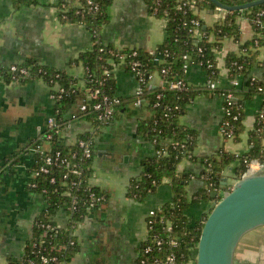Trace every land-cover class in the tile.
I'll return each mask as SVG.
<instances>
[{
	"label": "crops",
	"instance_id": "obj_1",
	"mask_svg": "<svg viewBox=\"0 0 264 264\" xmlns=\"http://www.w3.org/2000/svg\"><path fill=\"white\" fill-rule=\"evenodd\" d=\"M56 2L38 0L16 8L13 0H0V64L9 66L35 57L48 66L63 68L76 77L83 76L84 66L71 61L81 51L92 48V33L81 23L63 22L58 16ZM201 16L208 24L216 20L212 9L203 10ZM237 20L242 31L241 42L256 36L260 40L256 63L247 75L241 76L239 94L244 98L243 130L237 139L222 133L223 108L219 95L202 93L188 104L181 122L196 131V158H184L177 168L189 176L186 187L190 199L199 188L208 185L200 176L203 157L217 154L222 148L236 154L249 151L250 132L263 102L261 94L246 97V83L253 76L264 79V32L257 33L243 16ZM101 35L106 43L119 48L153 51L166 36V21L149 12L147 0H114L110 6V19L103 26ZM230 51L241 52L239 42L232 37L225 39L217 53L221 87L231 86L225 66V57ZM114 74L119 96L136 92L139 80L121 63L115 65ZM186 79L190 84L205 83L206 70L191 63ZM81 100L78 97L68 111L69 116L78 111ZM54 105L51 86L43 79L20 83L0 77V164L4 168L0 177V264L23 256L24 247L33 235L34 220L47 207L43 193L30 187L36 155L26 146L46 130ZM147 114L145 108L131 105L103 126L96 137L91 181L105 192L106 198L77 226L79 248L71 264H138L139 247L148 235L150 211L171 200L173 192L168 179L144 200H137L127 193L130 180L144 169L143 158L156 152L153 142L137 131L139 119ZM92 128L90 121L74 119L62 129L60 136L65 142L74 143L80 133ZM43 143L49 146L48 142ZM237 165L234 161L224 169L222 178L228 176L229 179L226 184L221 182L226 186L221 188V195L238 178ZM216 200L192 203L187 209L188 216L201 219ZM68 217L65 209L58 210L55 215L60 226L67 224ZM235 262L264 264V225L241 237Z\"/></svg>",
	"mask_w": 264,
	"mask_h": 264
},
{
	"label": "trees",
	"instance_id": "obj_2",
	"mask_svg": "<svg viewBox=\"0 0 264 264\" xmlns=\"http://www.w3.org/2000/svg\"><path fill=\"white\" fill-rule=\"evenodd\" d=\"M38 0H13L16 8L24 4H32ZM114 0H57L58 16L63 22H76L86 26L92 33L93 46L91 49L81 51L72 59V64H82L85 68L83 76L76 77L63 68H55L41 63L35 57L27 58L18 63L16 70L0 64V77L15 82H27L41 78L51 86L55 105L53 116L56 123L46 128L37 138L33 139L26 148L37 146L51 133L50 151L61 150L69 155L72 161H77L81 173L74 174L64 165L53 170L57 180L52 182L50 174L38 172L42 154L35 152L36 163L32 168L30 187L45 196L47 207L34 220L33 235L24 247V254L19 259H10L8 264H71L72 258L78 251L76 228L85 219L88 213L99 206L106 198L105 192L90 181L93 174L92 161L95 153V139L106 124L114 121L120 113L129 106L135 105V100L141 96L142 101L138 107H143L148 114L139 119L137 131L145 139L153 142L156 150L153 156L144 157V169L140 175L133 177L127 193L129 196L144 200L147 195L155 192L166 180L172 186V198L155 209V213L148 216V235L140 245L137 256L138 264H188L196 255L197 243L202 231L204 220L192 219L187 209L194 202L208 199H219L222 187L224 169L234 161L238 162L236 173L241 177L246 169V161L257 157L264 163V98L256 114L255 125L250 132V149L247 152L236 154L222 148L219 153L203 157L204 167L200 176L208 183L199 188L190 199L187 192L188 175L178 171V163L184 158H196L194 146L196 144V131L181 122L188 104L202 93L226 96L229 90L234 91L231 110L239 114L237 120L231 116H224L233 125V138L237 139L243 130L244 98L239 94L240 89L225 88L219 84L212 85V80H218L220 67L217 53L222 49L224 41L232 37L239 42L241 52L230 51L225 57V66L229 77L245 76L254 66L258 55L260 40L253 39L241 42L242 31L238 22L241 14H246L251 20L264 9V3L248 8L231 10L224 18L208 24L201 18L200 29L205 32L202 38H195L192 31V19L201 17L196 9H213L216 5L212 0H201L195 6L191 3L183 4L182 0H147L149 12L166 21V36L164 40L150 51L143 48H119L106 43L101 35L103 26L110 19V6ZM226 4H240L252 0H221ZM264 19V13L261 14ZM257 33H263L264 27L253 24ZM136 50V54L133 52ZM190 54L192 59L202 64L206 70L207 79L202 84H190L182 88L172 87L170 81L176 76H184L186 60L184 54ZM124 56L125 68L133 72L132 62L138 60L136 75L141 79L142 90L140 94L119 96L116 92V78L114 72H108L113 61ZM158 57V59H155ZM211 64V65H210ZM25 68L26 72L20 69ZM167 71L164 72L163 69ZM156 74V75H155ZM152 75V76H151ZM162 78L163 83L152 82L154 77ZM156 79V80H157ZM152 83V84H150ZM246 97L261 94L264 97V79H248L246 83ZM101 88L99 93L95 88ZM160 94V95H159ZM104 95L112 100L114 113L110 120L99 118L100 109L94 108V103ZM78 97H89V107L81 111L75 118L68 115V111ZM226 103L225 99L223 101ZM263 113V117L261 114ZM86 119L92 123V129L80 133L78 138H92L93 151L89 157H84L82 148L75 143H67L60 136V131L71 120ZM77 155L72 157L73 152ZM3 166L0 164V177ZM38 172V173H36ZM67 172L68 176L64 177ZM213 191L217 195L213 196ZM102 195V200L91 196ZM60 209L68 213V222L59 226L55 215ZM170 223V228L168 224ZM177 239L178 244L171 243ZM161 243L158 244V240ZM150 246L151 249L146 251ZM50 260L43 262L42 255ZM170 254H175V262L168 260ZM56 257L55 259H52ZM142 260H145L144 262Z\"/></svg>",
	"mask_w": 264,
	"mask_h": 264
},
{
	"label": "water",
	"instance_id": "obj_3",
	"mask_svg": "<svg viewBox=\"0 0 264 264\" xmlns=\"http://www.w3.org/2000/svg\"><path fill=\"white\" fill-rule=\"evenodd\" d=\"M212 1L230 10L264 3V0H252L230 5L221 0ZM228 179L224 176L222 182L226 184ZM259 225H264V164L257 171L238 177L215 201L204 220L195 264H236L235 251L241 237Z\"/></svg>",
	"mask_w": 264,
	"mask_h": 264
},
{
	"label": "built area",
	"instance_id": "obj_4",
	"mask_svg": "<svg viewBox=\"0 0 264 264\" xmlns=\"http://www.w3.org/2000/svg\"><path fill=\"white\" fill-rule=\"evenodd\" d=\"M89 1L92 2V0H89ZM200 1L201 0H182V3L183 4L191 3V4L195 5V6H200V5H198V2H200ZM203 10H205V8H203V7H202V9H196V11L199 12L200 16H201V12ZM212 10H213V12L216 13V20H218L220 18H224V17H226L227 15H229L231 13L230 9L224 8V7H222V6L218 5V4H216ZM263 13H264V9H261L257 13V15L254 17L253 20H251L250 17L247 16L246 14H241L240 16H243V17L247 18L251 22L252 26H253V24H256L258 26L264 27V19L261 16V14H263ZM201 18H202V16L199 17V18L192 19L193 36L195 38H199V39L205 36V32L202 29H200V25L202 23ZM136 53H137L136 50H134L133 54L135 55ZM123 57L124 56H121L119 60L113 61L112 67L108 70V72H114V67L118 63H121L125 67ZM183 57L186 60L185 61L186 62L185 71H187V68H188L189 64L197 63V62H195L192 59L191 55L188 54V53L184 54ZM155 59H158V57H155ZM131 64H132V69H133L132 73L139 80V86H138V88H137V90L135 92L136 94L139 95L141 90H142V86H141V83H140L141 79L139 77H137V75H136L137 72H140V71H138V67H137V65L139 64V61L138 60H134ZM197 64L202 66V64H200V63H197ZM218 66H219V64H218ZM9 67L12 70H16L18 68V63L11 64V65H9ZM20 71L21 72H26L25 68H21ZM163 71L166 72L167 69L164 68ZM156 77L157 76L154 77L152 82H155V79H157ZM251 78L252 79H256V77H254V76L251 77ZM230 80H231V86L225 87V88H229V89L230 88H233V89L238 88L239 89V87L241 86V76L238 75L236 77H230ZM157 81L159 83H163V79L162 78H158ZM218 81H219V79L218 80L214 79V80L211 81V84L212 85H217ZM186 83H188V81L186 79V74L184 76H176L174 79H172L170 81V85L172 87H177V88L184 87L186 85ZM150 84H152V83H150ZM100 91H101V88H99V87L95 88V92L96 93H99ZM52 96H53V94H52ZM233 96H234V91L229 90L227 95L222 97L223 117L221 119V130H222V133L228 138L229 137L233 138V125L230 123V120L224 119V116H231V119H233V120H237L239 118V114L235 113V112H233L231 110V106L233 104ZM53 98H54V96H53ZM81 98H82V100L79 103L78 111L72 112L70 114V117L75 118L79 112L88 109V107H89V97H81ZM224 99H225L226 103L223 102ZM141 101H142V98H141V96H139L135 100L134 103H135V105L139 106ZM93 106H94L95 109H100L101 110V112L99 114V118H102L103 120H110L111 119V117H112V115L114 113V107L112 106V100L110 99V97L108 95H104L100 100L96 101ZM261 116L263 117V113L261 114ZM55 123H56V117L51 115L48 118V126H47V128L53 127L55 125ZM51 137H52V134L48 133L46 139L44 140V141L49 143L48 147L45 146L44 143H40L37 146H32L31 147V149L34 150L35 152H39V153L42 154L41 163L39 164L38 172H43L45 174H50V180L52 182H55L57 180V175L56 174H52L53 170L57 169L58 167H60L62 165H64V167H68V169L70 171H72V173H74V174L81 173V168L79 167L78 162L75 161V160L72 161L69 155L64 154L61 150L50 151V139L49 138H51ZM75 142H77L80 145V147L82 148V152H83L84 157H89V156L92 155V151H93V148H94L93 147V139L92 138H89V139L78 138ZM156 152L160 153L161 151L160 150H156ZM76 155H77V152L74 151L73 154H72V157H75ZM245 161H246V169H245V171H244V173L242 175L257 171L264 164L257 157H254V158H251V159L245 160ZM38 172H36V173H38ZM63 176L67 177L68 173L65 172ZM230 187H231V185H230ZM94 195H95L94 192H91V196H94ZM95 197L97 198V200H102V198H103L102 195H95ZM154 213H155V209L151 210L148 216H150V215H152ZM147 223H148V219H147ZM170 226L171 225L169 223L168 227L170 228ZM161 241L162 240L159 239L158 240V244H160ZM171 243L176 245V244H178V240L173 238V239H171ZM150 249H151V247L148 246L146 248V251H149ZM55 258L56 257H53L52 259H55ZM194 259H195V257H194ZM194 259L191 260V262H189L188 264H192L194 262ZM42 260H43V262L46 263V262H48L50 260V258L47 255L43 254L42 255ZM168 260L171 263H174L175 262V254H170L169 257H168ZM142 261L144 262L145 260H142Z\"/></svg>",
	"mask_w": 264,
	"mask_h": 264
},
{
	"label": "rangeland",
	"instance_id": "obj_5",
	"mask_svg": "<svg viewBox=\"0 0 264 264\" xmlns=\"http://www.w3.org/2000/svg\"><path fill=\"white\" fill-rule=\"evenodd\" d=\"M192 264H195V259H194V262Z\"/></svg>",
	"mask_w": 264,
	"mask_h": 264
}]
</instances>
